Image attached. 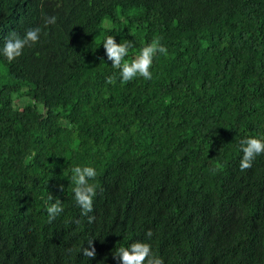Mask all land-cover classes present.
<instances>
[{
  "label": "trees",
  "instance_id": "obj_1",
  "mask_svg": "<svg viewBox=\"0 0 264 264\" xmlns=\"http://www.w3.org/2000/svg\"><path fill=\"white\" fill-rule=\"evenodd\" d=\"M34 27L0 56V264H120L148 230L163 264H264V155L239 169L240 140L264 135V0H0V46ZM108 35L168 55L122 85ZM77 165L97 172L91 223Z\"/></svg>",
  "mask_w": 264,
  "mask_h": 264
},
{
  "label": "clouds",
  "instance_id": "obj_2",
  "mask_svg": "<svg viewBox=\"0 0 264 264\" xmlns=\"http://www.w3.org/2000/svg\"><path fill=\"white\" fill-rule=\"evenodd\" d=\"M57 15L55 13L47 15L45 24L55 23ZM41 28L34 27L27 29L21 36L16 32H11L0 46V56L11 64L22 56L26 46L35 47L40 40ZM106 59L111 62V67L118 70V79L120 84H126L135 78H142L145 81H150L153 78V72L150 69L153 66L155 59L166 57L168 49L166 45L161 43L160 37H155L150 42L134 51L135 42L124 40L117 43L114 36L108 35L102 43ZM130 53L134 58L129 61L126 59ZM117 74L107 78L108 84H115ZM239 150L242 156L239 161V169L244 171L252 167L253 162L257 157L264 155V135L246 136L239 142ZM97 175L96 169L91 166H74L71 169V180L74 184V201L81 209V214L88 217V222L91 223L94 217L88 215L93 211V198L96 195V186L93 181ZM53 198L48 197L45 201L44 211L48 216L49 222L60 216L64 211L63 205L59 199L54 203H49ZM145 241H136L127 246L118 247L113 254V259H118L120 264H163V260L157 256L150 243L152 237L151 230L145 232ZM91 246V241L88 242ZM91 249V250H90ZM71 249H68L71 254ZM82 254L88 259L94 258L96 253L94 248L80 249Z\"/></svg>",
  "mask_w": 264,
  "mask_h": 264
},
{
  "label": "rangeland",
  "instance_id": "obj_3",
  "mask_svg": "<svg viewBox=\"0 0 264 264\" xmlns=\"http://www.w3.org/2000/svg\"><path fill=\"white\" fill-rule=\"evenodd\" d=\"M0 71H1V66H0ZM26 98H27L26 96H15V98H14V105L16 107H19L21 105H24L25 102L27 101Z\"/></svg>",
  "mask_w": 264,
  "mask_h": 264
}]
</instances>
